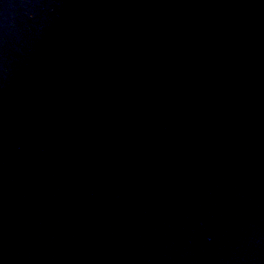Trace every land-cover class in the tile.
Returning a JSON list of instances; mask_svg holds the SVG:
<instances>
[{
    "label": "water",
    "instance_id": "1",
    "mask_svg": "<svg viewBox=\"0 0 264 264\" xmlns=\"http://www.w3.org/2000/svg\"><path fill=\"white\" fill-rule=\"evenodd\" d=\"M0 264H264V0H0Z\"/></svg>",
    "mask_w": 264,
    "mask_h": 264
}]
</instances>
